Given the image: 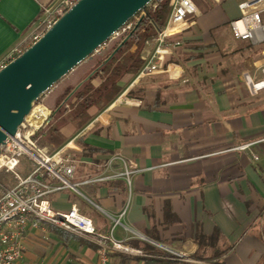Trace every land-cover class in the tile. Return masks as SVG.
I'll use <instances>...</instances> for the list:
<instances>
[{
	"label": "crops",
	"instance_id": "1",
	"mask_svg": "<svg viewBox=\"0 0 264 264\" xmlns=\"http://www.w3.org/2000/svg\"><path fill=\"white\" fill-rule=\"evenodd\" d=\"M59 1L0 0V61L38 32ZM194 1L199 12L182 24L164 68L124 73L120 94L99 112L89 108L92 118L79 130L66 119L69 97L67 111L38 135L49 152L72 154L71 181H85L78 192L48 194L50 206H76L98 233L136 252L107 248L103 261L86 235L40 223L22 234V264H158L170 250L193 264H264V91L250 94L239 78L261 63L264 44L232 36L236 0ZM66 81L43 98L55 103ZM50 127L67 137L59 148L43 140ZM126 168L134 171L128 179L111 177Z\"/></svg>",
	"mask_w": 264,
	"mask_h": 264
},
{
	"label": "built area",
	"instance_id": "2",
	"mask_svg": "<svg viewBox=\"0 0 264 264\" xmlns=\"http://www.w3.org/2000/svg\"><path fill=\"white\" fill-rule=\"evenodd\" d=\"M76 1L60 0L53 8L46 9L41 23L42 31L33 35L32 42L49 29ZM236 1L239 15L229 21L232 36L264 44V0ZM161 2L167 3L168 15L163 28L144 45L140 75H148L164 68L167 57L181 43L178 35L183 28L182 24L199 12L194 0H152L147 8L155 10ZM145 14V9L141 10L121 31L133 27L139 17H144ZM103 46L104 44L97 51ZM22 51L18 48L8 53L0 61V68ZM259 56L261 63L255 66L253 71L243 70L239 76L252 95L264 91V48ZM51 113L52 109L42 101L34 102L15 133L9 135L0 148V173L4 171L10 178L7 184L0 181V264H22V234L28 226L38 227L40 223L86 235L99 246L98 252L103 261L107 258V248L136 252L115 239L111 233H98L92 219L76 206L67 211L54 210L50 206L48 194L62 189L78 192V186L85 183L71 181L76 167L72 154L63 148L49 152L38 141L37 133L49 122ZM240 147L244 148L246 145ZM23 161L25 165L30 166L26 172ZM133 172L126 168L111 177L128 179ZM112 220L114 224L119 223L118 218ZM170 254L172 258L189 260L185 253L180 251L170 250Z\"/></svg>",
	"mask_w": 264,
	"mask_h": 264
},
{
	"label": "water",
	"instance_id": "3",
	"mask_svg": "<svg viewBox=\"0 0 264 264\" xmlns=\"http://www.w3.org/2000/svg\"><path fill=\"white\" fill-rule=\"evenodd\" d=\"M152 0H77L36 41L0 68V148L44 96ZM143 16L107 59L133 35ZM91 73L85 78H89ZM77 84L64 101H66Z\"/></svg>",
	"mask_w": 264,
	"mask_h": 264
},
{
	"label": "trees",
	"instance_id": "4",
	"mask_svg": "<svg viewBox=\"0 0 264 264\" xmlns=\"http://www.w3.org/2000/svg\"><path fill=\"white\" fill-rule=\"evenodd\" d=\"M168 11L169 9L166 2H161L155 10H150L146 7V14L143 17L140 26L114 55L106 60L113 49H115L129 33L132 27L118 32L112 38L107 40L102 48L79 63L73 69L72 77H70L68 73L58 81L53 88V92L59 84L67 80L64 88L57 92L55 103L51 104L47 100V97L43 98L44 96L39 99L52 109L50 118H53L55 114H61L62 112L67 111L69 105L66 103L67 100L64 101V99L79 83L80 85L70 96V98L73 97L74 100L70 104L72 109L66 116V119L77 123L76 130L84 127L92 118V115L88 114L89 108L95 107L96 111L99 112L109 105L122 91V86L119 85L122 75L127 72L136 73L141 68L143 64L142 50L144 45L157 35L158 30L163 28ZM41 31L42 27L38 29L37 33ZM32 37L33 36L22 42L19 48L22 50L26 49L32 43ZM134 42H137L139 45L142 43L143 45L139 50L129 51L130 45ZM79 66L83 67L80 75L75 74ZM90 73L91 76L85 79ZM94 76L100 78L99 84L95 86L91 84V80ZM42 130V128L39 130L37 136L42 135ZM44 134L45 137L43 140L51 144L53 148H59L67 141V137L60 132L58 127H50L47 131H44ZM39 143L41 144L40 140ZM9 179L8 173L4 171L0 173V181L3 184H7ZM169 256L166 255V258L156 260V262L158 264H193L191 262H186L185 260L172 258L171 254ZM193 258L199 260L208 259V257H203L199 253H195Z\"/></svg>",
	"mask_w": 264,
	"mask_h": 264
},
{
	"label": "rangeland",
	"instance_id": "5",
	"mask_svg": "<svg viewBox=\"0 0 264 264\" xmlns=\"http://www.w3.org/2000/svg\"><path fill=\"white\" fill-rule=\"evenodd\" d=\"M241 73V72H240ZM23 163H24V161H23ZM181 252V251H180ZM184 253V252H183ZM185 255L187 256V254L185 253ZM188 257V256H187ZM188 259H189V257H188ZM190 260V259H189Z\"/></svg>",
	"mask_w": 264,
	"mask_h": 264
}]
</instances>
